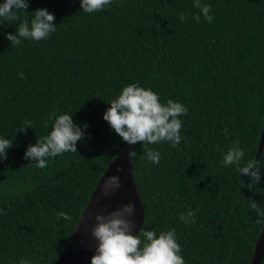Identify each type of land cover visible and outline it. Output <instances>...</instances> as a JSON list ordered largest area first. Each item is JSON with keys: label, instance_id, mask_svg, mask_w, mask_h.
<instances>
[{"label": "trees", "instance_id": "obj_1", "mask_svg": "<svg viewBox=\"0 0 264 264\" xmlns=\"http://www.w3.org/2000/svg\"><path fill=\"white\" fill-rule=\"evenodd\" d=\"M200 2L211 6V23L202 14L199 23L194 19L200 14L194 0H113L91 14L81 0H28L20 21L0 18V138L13 141L0 158V264H54L101 176L127 148L137 154L142 228L175 229L185 264L251 263L264 227L249 204L251 198L264 210V149L257 158L264 128V0ZM38 8L55 15L56 31L13 46L7 34H16L25 18L30 23ZM137 82L161 103L172 99L188 108L179 117L177 147L129 145L103 119L123 87ZM53 112L73 116L85 136L77 152L48 158V166L37 169L24 156L51 131ZM26 120L32 128L18 132ZM237 140L244 161L260 167L258 183L222 163ZM143 148L159 151L160 162H149ZM57 212L71 220L57 219ZM189 212L194 224L179 219Z\"/></svg>", "mask_w": 264, "mask_h": 264}, {"label": "clouds", "instance_id": "obj_2", "mask_svg": "<svg viewBox=\"0 0 264 264\" xmlns=\"http://www.w3.org/2000/svg\"><path fill=\"white\" fill-rule=\"evenodd\" d=\"M113 0H81V8L84 13L103 11L111 5ZM28 0H5L0 4V18L8 22L20 21L19 13L28 15ZM194 7L200 10L194 19L197 23L204 19L211 23L213 17L209 15L211 6L202 4L200 0H194ZM15 9V10H13ZM32 19L22 20L17 28L16 34H7V40L13 46L20 45L23 40L41 41L49 38L56 31L55 15L47 9H36L31 13ZM180 19L186 20L184 14ZM21 78L23 73L20 74ZM111 106L104 113L103 119L118 134L122 140L135 145L141 142L143 145L169 142L173 148L181 143V129L183 122L179 118L188 113V108L183 104L168 99L167 103L160 102V96L152 89H145L139 83H130L123 87L122 91L110 103ZM53 119L51 131L39 137L35 145H30L25 153L26 160L34 161L37 169L48 166V158H55L68 152H77V142L85 136V131L73 122V116L68 114H50ZM48 127V121L44 122ZM32 128V122L26 120L18 132ZM13 146V141L0 138V158H7V150ZM136 152L129 153L130 158L136 157ZM146 159L158 164L161 159L159 151L143 148ZM244 151L240 148V141H235L226 151L223 157V165H235L240 175H248L251 181H260V167L256 160L244 161ZM251 186V184H249ZM120 187L118 176H111L106 182L105 196ZM249 204L259 219L257 223L264 222V210L251 198ZM135 205L128 203L121 209L109 213L107 216L96 215L97 225L92 230V236L98 242L95 255L91 258V264H185L181 255V245L177 242L175 229L161 231L145 230L142 228L138 235H133L136 224L132 217L135 214ZM0 212H3L0 209ZM6 214V213H5ZM193 215L189 212L179 214V219L185 224H194L195 219L189 220ZM56 218L71 220L65 212H57ZM20 264H29L21 259Z\"/></svg>", "mask_w": 264, "mask_h": 264}, {"label": "water", "instance_id": "obj_3", "mask_svg": "<svg viewBox=\"0 0 264 264\" xmlns=\"http://www.w3.org/2000/svg\"><path fill=\"white\" fill-rule=\"evenodd\" d=\"M264 149V128L260 137L257 158ZM129 149H125L111 162L101 176L91 197L81 213L74 230L71 232L69 242L60 253L54 264H91V258L95 255L98 242L92 236V230L97 225L96 215L107 216L109 213L121 209L128 203L135 205V214L132 217L136 227L133 235H138L142 229L146 211L142 197L139 194L133 171L134 165L129 156ZM118 176L120 187L105 196L106 182L109 177ZM264 259V227L256 241L254 254L250 264H262Z\"/></svg>", "mask_w": 264, "mask_h": 264}]
</instances>
